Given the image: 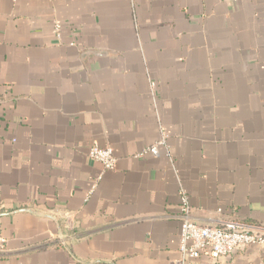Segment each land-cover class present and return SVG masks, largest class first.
<instances>
[{
    "label": "crops",
    "instance_id": "0c3cea01",
    "mask_svg": "<svg viewBox=\"0 0 264 264\" xmlns=\"http://www.w3.org/2000/svg\"><path fill=\"white\" fill-rule=\"evenodd\" d=\"M180 186L264 233V0H0V264H174Z\"/></svg>",
    "mask_w": 264,
    "mask_h": 264
},
{
    "label": "built area",
    "instance_id": "2783aa9c",
    "mask_svg": "<svg viewBox=\"0 0 264 264\" xmlns=\"http://www.w3.org/2000/svg\"><path fill=\"white\" fill-rule=\"evenodd\" d=\"M150 90L152 95L156 89V82L150 80ZM167 133L160 125L157 140L145 147L143 153L151 155L158 154V146H166ZM88 158L101 164L103 169L111 170L115 167L116 158L110 146L100 147L92 143L88 149ZM180 229L178 233V248L180 257L174 264H186L187 261L198 259L202 253L209 256L208 264L219 262L225 257H230L232 253L244 246L258 243L264 246V233L258 225L251 224L239 219H221L217 224H198L191 214L189 197L183 187L178 191V213ZM68 229L74 228L71 219H65ZM5 237L0 234V250L4 248Z\"/></svg>",
    "mask_w": 264,
    "mask_h": 264
},
{
    "label": "water",
    "instance_id": "95a60500",
    "mask_svg": "<svg viewBox=\"0 0 264 264\" xmlns=\"http://www.w3.org/2000/svg\"><path fill=\"white\" fill-rule=\"evenodd\" d=\"M22 211H28L30 213H33V214H36V215H40L42 217H46V218H50L52 219L53 221H55L58 225V237L59 239L61 240V242L64 244V240H63V236H62V231H61V228H60V225H59V222H58V219L56 216L50 214V213H41L39 211H36L35 209H32L30 207H23V208H19V209H15L11 212H8V213H0V216L1 215H6V214H12V213H18V212H22ZM66 215H68V213H61V216L65 217Z\"/></svg>",
    "mask_w": 264,
    "mask_h": 264
}]
</instances>
